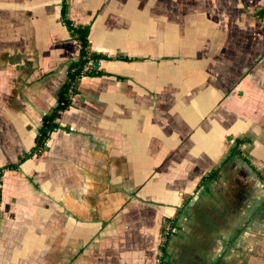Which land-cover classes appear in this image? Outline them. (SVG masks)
<instances>
[{
  "label": "crops",
  "instance_id": "1",
  "mask_svg": "<svg viewBox=\"0 0 264 264\" xmlns=\"http://www.w3.org/2000/svg\"><path fill=\"white\" fill-rule=\"evenodd\" d=\"M68 0L105 74L1 175L0 264H264V0ZM62 0H0V167L29 151L79 46ZM122 57L129 58L128 60ZM66 126V127H65ZM200 183V184H199Z\"/></svg>",
  "mask_w": 264,
  "mask_h": 264
},
{
  "label": "trees",
  "instance_id": "2",
  "mask_svg": "<svg viewBox=\"0 0 264 264\" xmlns=\"http://www.w3.org/2000/svg\"><path fill=\"white\" fill-rule=\"evenodd\" d=\"M252 16L257 20L264 19V7L256 9L253 12ZM60 17L63 25L67 28L71 39L75 40L79 46L78 56L76 59L69 62L66 70V77L57 90V103L53 108H51L42 116L41 124L38 127L37 133L34 137L32 147L29 149V151L23 152L19 156L17 163H10L0 167V182L3 171L7 169H16L18 168L20 163H22L26 159L33 156H39L48 149L46 143L50 138L51 133L61 127L56 119L59 117L61 112L68 109L72 104V98L78 91L80 79L83 76H101L105 74L103 70L98 68V61L101 59H108V57L103 53L90 50L89 32L91 28V22L76 25L68 15V0H62L61 2ZM122 59L128 60L129 58L122 57ZM89 60H91L92 63L88 64ZM86 66L87 68L85 69ZM242 142L243 139H236L235 145L231 148L229 155L227 156L225 161L221 163L220 166L212 169L207 175H205L201 179V182L205 183L219 177L225 162L232 156H239L252 168V170L264 184V176L260 174V172L251 164V162L241 154L238 145ZM173 231V222H165V225H163L162 228L161 241L158 247V250L162 254L160 264H165L164 256L166 247Z\"/></svg>",
  "mask_w": 264,
  "mask_h": 264
},
{
  "label": "built area",
  "instance_id": "3",
  "mask_svg": "<svg viewBox=\"0 0 264 264\" xmlns=\"http://www.w3.org/2000/svg\"><path fill=\"white\" fill-rule=\"evenodd\" d=\"M90 63H92L91 60H89L88 64H90ZM86 68H87V66L85 67V69H86ZM167 228H168V227H167ZM161 258H162V254H161V252L158 250V252H157V254H156L155 258H154V264H160V262H161Z\"/></svg>",
  "mask_w": 264,
  "mask_h": 264
},
{
  "label": "rangeland",
  "instance_id": "4",
  "mask_svg": "<svg viewBox=\"0 0 264 264\" xmlns=\"http://www.w3.org/2000/svg\"><path fill=\"white\" fill-rule=\"evenodd\" d=\"M86 1H91V0H86ZM85 0H80L79 2H86Z\"/></svg>",
  "mask_w": 264,
  "mask_h": 264
}]
</instances>
